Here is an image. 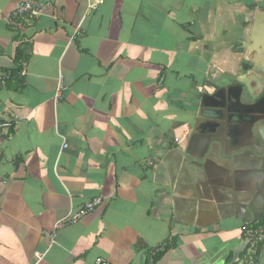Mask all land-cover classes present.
<instances>
[{
	"label": "crops",
	"instance_id": "crops-1",
	"mask_svg": "<svg viewBox=\"0 0 264 264\" xmlns=\"http://www.w3.org/2000/svg\"><path fill=\"white\" fill-rule=\"evenodd\" d=\"M24 1L0 0V264H143L157 246L153 264H244L248 224L194 207L178 150L203 95L263 85L264 0H37L28 26Z\"/></svg>",
	"mask_w": 264,
	"mask_h": 264
},
{
	"label": "water",
	"instance_id": "water-1",
	"mask_svg": "<svg viewBox=\"0 0 264 264\" xmlns=\"http://www.w3.org/2000/svg\"><path fill=\"white\" fill-rule=\"evenodd\" d=\"M262 84V83H261ZM253 91L230 85L203 95L180 166L189 169L193 204L224 219L227 210L252 225L264 216V81ZM207 160L218 163L212 178ZM258 264H264V242Z\"/></svg>",
	"mask_w": 264,
	"mask_h": 264
},
{
	"label": "built area",
	"instance_id": "built-area-1",
	"mask_svg": "<svg viewBox=\"0 0 264 264\" xmlns=\"http://www.w3.org/2000/svg\"><path fill=\"white\" fill-rule=\"evenodd\" d=\"M101 0H95L93 3L87 4L86 13H89L96 9L97 6L101 4ZM44 8V5L38 2L37 0H26L20 3L15 11L12 14V18L19 24H24L26 26L32 24L33 21L37 19L40 11ZM61 88L58 87L55 93V99H58L60 96ZM1 127V126H0ZM62 148H66V145L63 143ZM101 204V199L96 198L91 202L85 204L79 211L76 213H69L66 220L59 222L55 225L56 228L61 227L65 222H75L80 217L85 214L92 212L95 207ZM242 236L244 238V243L247 251V257L244 264H254L252 256L256 250V247L259 243L264 241V226L257 228H244L242 229ZM162 246H157L148 250V252L143 257V264H153L154 259L160 253ZM93 264H108L107 261L103 259H96Z\"/></svg>",
	"mask_w": 264,
	"mask_h": 264
},
{
	"label": "trees",
	"instance_id": "trees-1",
	"mask_svg": "<svg viewBox=\"0 0 264 264\" xmlns=\"http://www.w3.org/2000/svg\"><path fill=\"white\" fill-rule=\"evenodd\" d=\"M21 50H22V48H17V50H16V64H18V65H20L21 64V59L18 57L20 54V52H21ZM260 226H264V222H260V223H254V224H252V225H245L244 226V228H248V227H251V228H257V227H260ZM243 228V229H244ZM262 244H263V242H261V243H259L258 245H257V247H256V250H255V252H254V254H253V256H252V259L254 260V264H257V261H258V257H259V253H260V250H261V247H262ZM246 257H247V251L245 250V252H244V257H243V259H242V262H244L245 263V259H246Z\"/></svg>",
	"mask_w": 264,
	"mask_h": 264
},
{
	"label": "flooded vegetation",
	"instance_id": "flooded-vegetation-1",
	"mask_svg": "<svg viewBox=\"0 0 264 264\" xmlns=\"http://www.w3.org/2000/svg\"><path fill=\"white\" fill-rule=\"evenodd\" d=\"M264 222V216H261L256 223Z\"/></svg>",
	"mask_w": 264,
	"mask_h": 264
},
{
	"label": "bare ground",
	"instance_id": "bare-ground-1",
	"mask_svg": "<svg viewBox=\"0 0 264 264\" xmlns=\"http://www.w3.org/2000/svg\"><path fill=\"white\" fill-rule=\"evenodd\" d=\"M263 242H264V241H263ZM160 252H161V251H160ZM159 254H160V253H159ZM157 256H158V255H157ZM157 256H156V257H157ZM154 260H155V259H154ZM108 264H109V263H108ZM257 264H258V261H257Z\"/></svg>",
	"mask_w": 264,
	"mask_h": 264
}]
</instances>
